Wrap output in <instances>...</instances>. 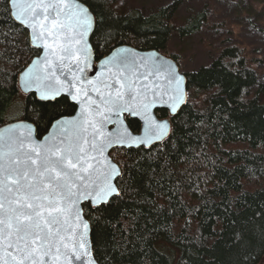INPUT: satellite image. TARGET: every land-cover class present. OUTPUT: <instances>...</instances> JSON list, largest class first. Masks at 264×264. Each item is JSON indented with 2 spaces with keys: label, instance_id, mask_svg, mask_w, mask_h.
I'll use <instances>...</instances> for the list:
<instances>
[{
  "label": "trees",
  "instance_id": "16d2710c",
  "mask_svg": "<svg viewBox=\"0 0 264 264\" xmlns=\"http://www.w3.org/2000/svg\"><path fill=\"white\" fill-rule=\"evenodd\" d=\"M117 1L91 0L97 61L118 46L166 51L174 33L193 34L207 19L203 11L176 27L179 0L150 14L118 12ZM39 54L0 0V127L29 120L41 138L50 121L68 112L63 104L41 107L45 102L22 93L17 74ZM257 63L239 45L221 47L209 65L184 71L188 102L172 124L170 139L149 149L112 151L124 172L123 198L103 213L84 206L91 212L86 217L100 264H260L264 74ZM157 114L172 119L166 110ZM127 119L132 130H140L139 121ZM249 254L255 261L244 260Z\"/></svg>",
  "mask_w": 264,
  "mask_h": 264
},
{
  "label": "snow or ice",
  "instance_id": "6c2138e0",
  "mask_svg": "<svg viewBox=\"0 0 264 264\" xmlns=\"http://www.w3.org/2000/svg\"><path fill=\"white\" fill-rule=\"evenodd\" d=\"M4 4L10 18L30 29V38L47 50L17 74L19 87L45 102L41 107L63 104L68 114L50 121L56 131L42 138L37 125L25 121L0 129V264H97L86 219L91 212L84 206L103 213L124 192V172L105 148L151 147L170 139L187 103L186 75L159 53L150 65L143 57L138 64L132 50L120 48L102 61L116 71L90 78L95 65L85 36L96 25L91 0ZM141 67L148 71L137 74ZM158 105L172 119L151 111ZM125 113L142 118L141 134L124 126ZM106 124L116 125L114 134L104 133Z\"/></svg>",
  "mask_w": 264,
  "mask_h": 264
},
{
  "label": "rangeland",
  "instance_id": "374dc122",
  "mask_svg": "<svg viewBox=\"0 0 264 264\" xmlns=\"http://www.w3.org/2000/svg\"><path fill=\"white\" fill-rule=\"evenodd\" d=\"M175 0H118V12L139 9L146 14ZM173 25H183L188 19L205 12L207 19L201 28L190 35L174 33L169 47L162 51L175 55L182 71L197 70L209 65L224 46L239 45L250 56L258 58L264 74V0H179ZM260 59V60H259Z\"/></svg>",
  "mask_w": 264,
  "mask_h": 264
},
{
  "label": "water",
  "instance_id": "95a60500",
  "mask_svg": "<svg viewBox=\"0 0 264 264\" xmlns=\"http://www.w3.org/2000/svg\"><path fill=\"white\" fill-rule=\"evenodd\" d=\"M12 11H15V10L13 9ZM15 21H16V20H15ZM16 22H17L19 25H21V26L25 29V26L22 25V24L20 23V21H16ZM94 29H95V27H94ZM94 29H93V30H90L89 33L85 36V39H86L90 44H91V37H92V34H93V32H94ZM27 32H28V34H29L30 29L27 30ZM29 38H30V35H29ZM30 41H31L32 45L34 46V48H36L37 50L40 51L39 56L42 57V56H44V55L47 54V50H44V49H42V48L40 47V45H41V43H42L41 41H39V40H32L31 38H30ZM91 46H92V44H91ZM120 48H126V49H129V50H132L133 53H134V55L137 57V63H138V64L140 63L139 58H140V57H143L144 63L150 65V64L152 63V59L154 58L155 54L159 53L160 55L164 56V57H165L170 63H173L174 65L179 66V68H180V70H181V67H180V65H179V63H178V61H177L176 59H174V58L171 57V56L165 55L163 52H161V51H159V50H141V49H137V48H134V47H131V46H118V47L114 48V49H113V50H112L107 56L103 57L102 59H100V60H98V61L96 60V58H95V56H94L93 48H91L90 63L94 64V65H95V68L92 69V70H89V72H88V76H89L90 78H96V77H107L108 74H109V71H111V72H115L116 69H115L114 67H112L111 65H105L104 63H102V61H104L106 57L112 56V55L115 53V50H116V49H120ZM37 56H38V55H37ZM37 56L34 57V58L32 59V61H33V60H36V59H37ZM32 61H31V62H32ZM31 62H30V64H31ZM135 71H136L137 74H139V73H141V72L146 73V72L148 71V69H147V68H144V67H141V68H138V69L135 70ZM181 72H182V70H181ZM182 73H184V72H182ZM126 74L129 75V76H132V75H133L132 72H129V73H126ZM184 74H185V73H184ZM186 80H187V77H186ZM117 87H118V85H117ZM186 88H187V94L189 95L188 80H187ZM20 89H21V91H22L23 94H30V93L25 92L22 88H20ZM41 102H43V101H41ZM187 102H188V99H187ZM186 104H187V103L183 104V105H182V108H183ZM162 110H166V111H168L166 108H163V107H161V106H159V105H158L157 107L153 108L151 111H152L153 113H155V115H156L158 118H160V117L158 116L157 113H158V111H162ZM168 113L171 115V113H170L169 111H168ZM127 117H128L129 119H133V120H137V121H139V123H140V125H141V128H140L139 131L135 132L134 130H132V128L129 126V123H128V119H127ZM113 119H115V117H113ZM121 119H122L123 122H124V126L128 127L129 131H131L134 135H139V134H141V129H142V127H143V120H142L141 117H133V116H129L127 113H125V114L121 117ZM160 119H169V118H160ZM20 121H25L26 123H32V122H30L29 120H18V121H13V122H10V123H19ZM10 123H7V124L2 125V126L0 127V129H3V128L7 127L8 124H10ZM172 128H173V126H172ZM49 130H51L52 132H55V131H56V129H55V128H52L51 126L49 127L48 131H49ZM48 131H47L44 135H47ZM115 131H116V125H113V124H106V125L104 126V133H105L106 135L109 134V133H113V134H114ZM122 131H123V127L121 128V132H122ZM41 138H42V137H41ZM166 140H167V139H166ZM166 140H165V141H166ZM165 141H164V142H165ZM157 144H161V143H156L155 145H157ZM155 145H154V146H155ZM141 147H144V146H141ZM141 147H139V148H141ZM151 147H153V146H151ZM151 147H144V148L149 149V148H151ZM116 149L130 150V149H138V148L135 147V146H133V147H121V146H111V147H106V148H105V155L108 156V157H110V158L113 160V162H116V161L113 159L111 153H112L113 150H116ZM116 163H118V162H116ZM119 166H120V165H119ZM120 167H121V166H120ZM121 169H122V168H121ZM85 205H86V204H85ZM86 219H88V218L86 217ZM89 223H90V225H91V227H92V224H91L90 221H89ZM89 237H90V240H91V247H92V250H93V255L95 256L94 244H93V240H92V230H91V232L89 233ZM95 257H96V256H95ZM96 260H97V259H96ZM97 264H100V263L98 262V260H97Z\"/></svg>",
  "mask_w": 264,
  "mask_h": 264
}]
</instances>
